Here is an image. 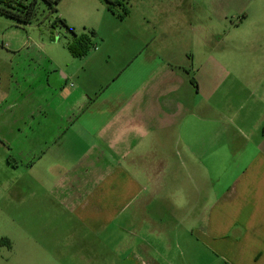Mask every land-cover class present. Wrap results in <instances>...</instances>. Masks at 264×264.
<instances>
[{
    "label": "crops",
    "instance_id": "0c3cea01",
    "mask_svg": "<svg viewBox=\"0 0 264 264\" xmlns=\"http://www.w3.org/2000/svg\"><path fill=\"white\" fill-rule=\"evenodd\" d=\"M199 1L129 0L121 19L130 20L139 47L135 67L115 79L119 86L74 87L75 76L57 67L45 84L64 104L33 109L19 97L11 100L13 85L0 86L3 118L17 107L12 120L0 122V144L10 151L30 140L31 130L32 169L42 163L32 191L23 183L13 190L18 201L34 196L36 223L55 240L82 237L80 229L87 240H105L111 225L116 241L137 224L163 233L171 209H207L191 232L199 245L220 264H264V90L248 96L243 88L222 90L232 74L211 51L200 59L180 52L181 44H218L210 17L202 22ZM49 110L55 121H47ZM38 118L31 127L28 120ZM219 177L233 179L219 188ZM170 184L182 188L179 205L165 195ZM128 250L122 264H140L138 245Z\"/></svg>",
    "mask_w": 264,
    "mask_h": 264
},
{
    "label": "rangeland",
    "instance_id": "374dc122",
    "mask_svg": "<svg viewBox=\"0 0 264 264\" xmlns=\"http://www.w3.org/2000/svg\"><path fill=\"white\" fill-rule=\"evenodd\" d=\"M123 2L129 7V0ZM113 10L114 13L108 11L107 0H61L57 11L52 12L41 0L37 5L36 17L29 25L18 24L0 15L2 89L13 85L11 100L19 101V97L21 101L25 100L23 104L33 109L51 103L64 104L58 96H51L52 91L45 84L46 74L57 67L75 76L74 87L84 85L102 91L109 83L113 84L112 87L119 86L121 81L115 82V79L121 75L124 79L135 67L134 62L132 65L130 63L139 46L134 44L130 34V20L123 22L121 19L123 7L116 6ZM198 10L203 24L205 16H208L212 27H216L218 44H211L209 49L204 44H181L180 52L199 58L206 51H211L232 74L231 79L222 84V90L243 88L246 95L261 93L264 90V0H200ZM58 17L74 30L76 38L85 40L82 46H77L78 50L71 48L76 40L73 33L59 23L52 27ZM102 40L105 41L104 45L101 44ZM15 44L29 46L18 52L11 48ZM34 44H39V48ZM143 51V54L148 52L146 49ZM48 56L58 64L51 63ZM23 76L27 79L25 83ZM39 78H42L41 83L38 82ZM30 88L36 91V95L29 97ZM16 108L13 113L4 114L3 118L1 106L0 122L12 120ZM39 119H29L31 127ZM47 121H55L52 111ZM27 132L30 140H25L23 144L15 142L11 145V152L0 144V264H122L129 252L128 247L131 249L137 245L140 264H220V258L191 237V232L198 226L195 224L196 218L201 213L205 220L207 209H171L172 224L162 227L163 233L156 230L150 233L147 231L149 224H137L131 226V232H122V240L116 241L115 225H111L105 240L86 233L90 235L87 240L83 237L85 231L82 229L77 230L82 237L55 240L48 231L42 230L43 224L39 226L36 223L38 217L34 206L37 201L34 196L27 194L18 201L17 192L13 190V186L23 183L32 191L37 179L35 169L41 168L42 164L32 169L35 158L33 131L27 129ZM20 155L22 157L17 158ZM232 179L219 177L218 187L225 188ZM8 186L10 188L7 189ZM166 188L165 195L170 198L169 202L179 205L182 188L174 184ZM187 193L184 195L193 194ZM39 229L41 233H38ZM132 235L136 238L130 240Z\"/></svg>",
    "mask_w": 264,
    "mask_h": 264
},
{
    "label": "trees",
    "instance_id": "16d2710c",
    "mask_svg": "<svg viewBox=\"0 0 264 264\" xmlns=\"http://www.w3.org/2000/svg\"><path fill=\"white\" fill-rule=\"evenodd\" d=\"M41 0H0V15H4L18 24L29 25L33 22L37 14V5ZM48 5L49 9L52 12L57 11V6L61 0H43ZM108 9L114 13V7L121 6L124 9V15H121L123 18L128 14V9L123 2V0H107ZM60 24L62 27L66 28L69 32L73 33L74 37L76 35L74 30L69 27L65 20L58 17L56 21L52 23V27H55L57 24ZM85 43L84 39L76 38L74 41L75 46H71L73 50H78L77 46H82Z\"/></svg>",
    "mask_w": 264,
    "mask_h": 264
}]
</instances>
